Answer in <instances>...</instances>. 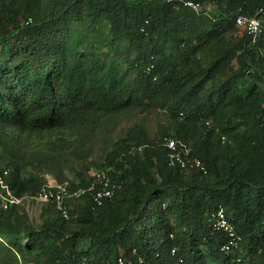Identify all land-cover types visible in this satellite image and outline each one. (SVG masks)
I'll use <instances>...</instances> for the list:
<instances>
[{
	"label": "trees",
	"instance_id": "obj_1",
	"mask_svg": "<svg viewBox=\"0 0 264 264\" xmlns=\"http://www.w3.org/2000/svg\"><path fill=\"white\" fill-rule=\"evenodd\" d=\"M191 1L0 0V174L17 196L98 172L113 191L40 223L0 207V264H264V0ZM161 112L96 155L108 124ZM168 138L206 170L170 165Z\"/></svg>",
	"mask_w": 264,
	"mask_h": 264
},
{
	"label": "built area",
	"instance_id": "obj_2",
	"mask_svg": "<svg viewBox=\"0 0 264 264\" xmlns=\"http://www.w3.org/2000/svg\"><path fill=\"white\" fill-rule=\"evenodd\" d=\"M170 1H180L184 5L192 7L195 10H198L199 5L191 0H167ZM236 22L239 26L246 29L248 34L251 36L252 41L256 42L259 38L261 32V21L256 17L248 16H238ZM166 144L169 147V163L170 165H179L180 167H191L198 168L199 170L205 171V164L197 157H187L189 153V148L185 147L182 151L177 149V144L174 139H166ZM7 174V170L3 171V175L0 174V207L7 209L13 204H22L26 203V207H30V202L32 199L36 201L37 204H43L46 202L55 203L56 207L66 218L69 216L68 212V203L67 199L72 197H80L86 192H94V199L97 203L102 202L103 197H111L113 191L109 188V178L103 173L98 172L95 179L91 182L90 185L86 187H79L74 190L69 188L68 182H57V183H48L42 186L41 190L35 195H26V196H17L15 195L8 184H6L3 176ZM101 184L102 186L98 187ZM218 227H224L229 231H232V227L229 222L224 217L223 211L220 210L218 213ZM235 238L229 240L226 245V250H229L235 243ZM119 264H123V259L119 258Z\"/></svg>",
	"mask_w": 264,
	"mask_h": 264
},
{
	"label": "rangeland",
	"instance_id": "obj_3",
	"mask_svg": "<svg viewBox=\"0 0 264 264\" xmlns=\"http://www.w3.org/2000/svg\"><path fill=\"white\" fill-rule=\"evenodd\" d=\"M119 71H122V66L119 67ZM133 121L139 122L144 124L149 132L154 135L157 131L158 124L160 122H166L168 121L167 118L164 116V113H150L141 115L138 117L129 116V117H121L120 119H117L116 121L112 122L111 124H108L107 127H104V131H102V135L98 139V143L95 145L96 155L100 153L102 149V143L105 139V135H112L114 138L120 135L127 129L129 126L133 124ZM98 171L93 168L91 170V173H97ZM49 183H57V181L54 179V177L49 176ZM41 204H30V207L27 208L28 213L36 223H40V212H41Z\"/></svg>",
	"mask_w": 264,
	"mask_h": 264
}]
</instances>
